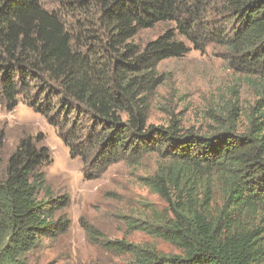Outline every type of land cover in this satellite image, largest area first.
<instances>
[{
	"label": "trees",
	"instance_id": "trees-1",
	"mask_svg": "<svg viewBox=\"0 0 264 264\" xmlns=\"http://www.w3.org/2000/svg\"><path fill=\"white\" fill-rule=\"evenodd\" d=\"M58 1L50 9L44 0H0L2 105L13 110L22 96L61 130L84 168L95 170L88 177L150 152L175 158L190 173L176 195L164 173L140 176L167 207L126 221L178 252L102 237L109 250L128 254L124 264H264V0H222L213 23L210 0ZM161 22L175 27L144 46L134 42L140 30ZM210 43L224 47L229 68L258 91L247 127L238 132L232 123L208 133L178 119L149 123L152 98L165 82L159 64ZM49 157L27 136L8 158L0 179V264H28L26 255L42 239L67 230L69 221L55 213L69 200L38 197ZM213 172L232 176L222 205L210 185L190 181Z\"/></svg>",
	"mask_w": 264,
	"mask_h": 264
},
{
	"label": "rangeland",
	"instance_id": "rangeland-1",
	"mask_svg": "<svg viewBox=\"0 0 264 264\" xmlns=\"http://www.w3.org/2000/svg\"><path fill=\"white\" fill-rule=\"evenodd\" d=\"M210 1L208 20L213 23L219 17L222 0ZM44 4L50 9L61 6L58 0H44ZM71 20L75 22L74 17ZM170 27H175V23L161 22L153 28L142 29L134 42L144 46ZM224 52L221 45L210 43L204 50L191 49L183 57L162 61L158 69L165 82L152 98L148 122L167 125L178 119L185 128L208 133L234 123L235 129L242 132L248 125V112L258 91L248 84L245 75L229 68ZM62 116L59 121H64ZM60 131L22 96L13 110L3 106L0 100V179L10 154L22 138L30 136L50 152L49 159L41 166L46 188L38 197L69 200L55 213L56 218L65 217L69 221L67 230L57 237L42 239L40 245L26 255L28 264H124L130 258L128 254L109 250L104 239L149 242L164 252H178L160 238L131 229L126 221L127 216L142 215L152 206L167 207L159 194L140 181V176L164 173L176 195L188 184L190 173L185 165L175 158H162L150 152L112 163L100 175L88 177L85 172L94 174L95 170L84 168L81 157L70 153ZM190 181L201 188L210 185L219 205L223 204L233 182L230 173L219 172ZM259 210L263 212L259 211V215H264V209L259 207ZM85 224L99 231L101 237L91 235Z\"/></svg>",
	"mask_w": 264,
	"mask_h": 264
}]
</instances>
